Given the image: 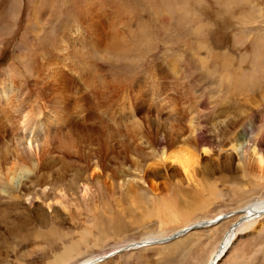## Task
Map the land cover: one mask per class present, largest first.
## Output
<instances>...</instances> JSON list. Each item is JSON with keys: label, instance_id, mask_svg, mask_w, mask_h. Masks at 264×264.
Listing matches in <instances>:
<instances>
[{"label": "rangeland", "instance_id": "374dc122", "mask_svg": "<svg viewBox=\"0 0 264 264\" xmlns=\"http://www.w3.org/2000/svg\"><path fill=\"white\" fill-rule=\"evenodd\" d=\"M37 1L0 0V16L13 11L12 5L18 2L19 17L16 38L1 54L0 66L15 58L16 46L23 39L40 43L34 40V36L38 37L39 20L32 4ZM123 1H130L133 12L140 15L139 0ZM191 2L210 25L207 43L211 47L209 56H213L211 63L206 66L204 56L198 55L200 39L195 34L192 40H177L173 44L167 39L154 62L160 64L166 57L176 58L179 77L164 79L168 93L186 116L198 112L200 126L205 130L204 138L190 147L196 156L190 170L193 179L178 161L164 163L150 155L152 151L147 148L141 154L151 172L143 175L140 169L132 168L125 177L127 186L112 185L105 178L87 179L81 168L84 160L80 159V163L68 168V178L58 183L64 190L56 192L65 195V200L60 197L44 201L46 195L42 192L35 200L47 213L35 214L39 209L34 205L30 211L23 204L0 200V264H78L86 256L93 257L92 264H208L242 214L241 208L264 199V164L259 166L248 151L255 141L264 147V0ZM245 20L251 21L246 24ZM224 55L228 56L226 64ZM242 75L246 77L245 83L238 80ZM163 97H167L166 92ZM35 101H39L38 95ZM102 105H97L98 113L111 108L107 98ZM167 111H163L164 117ZM89 119V123H94L99 117ZM96 142L83 144L97 148ZM181 143L169 152L182 147ZM156 151L158 154L159 146ZM120 152L118 149L111 154L109 165L122 173L125 166L122 168V160L116 157ZM68 188L70 192L65 190ZM162 201L175 203L171 218L158 215ZM48 204L52 206L49 208ZM222 213L231 214L226 218L227 225L215 230L218 224H206L212 226L196 230L179 252L167 253L164 246H159L163 242L154 239L173 235L189 222L218 220ZM239 225L237 238L221 264H264V215L240 220ZM161 232L164 233L158 235ZM70 249H78L79 253L62 260Z\"/></svg>", "mask_w": 264, "mask_h": 264}, {"label": "bare ground", "instance_id": "6f19581e", "mask_svg": "<svg viewBox=\"0 0 264 264\" xmlns=\"http://www.w3.org/2000/svg\"><path fill=\"white\" fill-rule=\"evenodd\" d=\"M248 1L252 3V0ZM138 2L141 11L147 10L151 15L152 0ZM156 2L159 15L154 22L161 33L168 36L165 37V42L167 39L171 44L177 43V40L184 42L192 40L193 34L197 35L200 39L197 44L198 55H203L204 64L209 66L213 57L209 56L211 47L207 43L210 25L204 22V15L195 8V3L191 0ZM132 6L130 1L123 0H38L32 4L33 11L38 15L39 32L38 37L33 32L31 35L34 40H40V43H29L27 40L32 44L30 46L23 39L16 46L14 56L26 69L28 62L34 61V79L22 83L20 80L7 78L5 74L0 76V200L23 204L30 211L34 210L31 208L34 205L36 210L39 209L35 214L47 213L44 206L35 200L39 199L41 192L46 195L44 201H54L60 197L65 200V195L57 193L58 189L64 190L58 183L68 178V168L80 159L84 160L81 168L85 170L87 179L105 178L112 185L127 186L125 177L131 173L132 168L140 169L143 175L151 172L141 154L146 148L151 149L150 155L158 157L164 163L168 160L178 161L188 173L187 176H193L190 170L192 163H196V156L190 147L200 137L204 138L202 136L205 130L200 126L199 113L193 111L191 117L186 116L174 103V96L168 93L164 79L179 77L180 65L176 58L166 57L160 64L153 62L131 83L122 86H109L106 89L103 88V79L87 81L90 73L85 71V64L91 50L104 45L109 29L133 13ZM12 7L18 13V2ZM248 22L245 20L246 24ZM17 30L7 43L16 38ZM223 57L226 64L228 56ZM215 63L221 64L219 60ZM98 67L101 71L106 70L103 65ZM28 74L33 75L32 72ZM244 77H239L238 80L245 83ZM96 88L103 90L89 92ZM75 89H78L77 93L72 94ZM163 91L167 94L165 98ZM37 95L38 102L35 101ZM104 98L109 100L111 108L98 113L96 107L103 104ZM165 109H168L166 117L163 113ZM77 112L82 115L75 116ZM90 117H99V120L89 123ZM83 142H96L98 147L93 148V145H84ZM178 142H182V147L169 152ZM254 144L253 147H248V151L259 166L263 167L264 147L258 146L256 141ZM118 149L121 152L116 157L122 160V168L125 166L122 173L109 165L112 161L111 154ZM65 190L71 191L69 188ZM174 204L162 201L158 215L171 218ZM47 206L50 208L52 205ZM53 210L57 211L55 208ZM241 212L237 220L234 219L236 222L232 221V227L208 264H221L237 238L240 220L264 215V199L249 203L241 208ZM229 215L231 214L222 213L218 220L209 218L189 222L190 224L176 231L179 234L175 237L165 236L166 239L157 236L154 239L163 242L159 246H164L167 253L179 252L181 247L185 249L192 240L191 235L196 230L212 226L206 225L211 222L218 224L214 227L218 230L222 224H228L226 218ZM183 216L189 217L188 214ZM242 225L245 227V224ZM78 253V249L66 250L62 260ZM91 258L93 257L86 256L78 264H92Z\"/></svg>", "mask_w": 264, "mask_h": 264}, {"label": "clouds", "instance_id": "9594fccd", "mask_svg": "<svg viewBox=\"0 0 264 264\" xmlns=\"http://www.w3.org/2000/svg\"><path fill=\"white\" fill-rule=\"evenodd\" d=\"M157 7L156 0H152L151 15L147 10L141 11L139 17L133 12L109 29L104 45L94 47L86 61L85 71L90 73L88 82L103 79V88L106 89L109 86H122L131 83L154 62L165 42V36L154 23L159 15ZM18 21V14L11 10L0 16V53L8 48L7 41L18 29ZM99 65L105 66L106 70L101 71ZM29 72L33 75L30 76ZM0 73L27 83L29 79H34V61L28 62L26 69L23 63L12 57L0 66ZM102 90L96 88L89 92Z\"/></svg>", "mask_w": 264, "mask_h": 264}]
</instances>
